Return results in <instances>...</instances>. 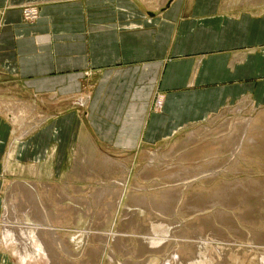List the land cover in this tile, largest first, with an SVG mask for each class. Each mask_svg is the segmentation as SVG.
Segmentation results:
<instances>
[{
	"label": "rangeland",
	"instance_id": "374dc122",
	"mask_svg": "<svg viewBox=\"0 0 264 264\" xmlns=\"http://www.w3.org/2000/svg\"><path fill=\"white\" fill-rule=\"evenodd\" d=\"M45 1L25 4L24 20L36 22ZM30 9L36 20L26 18ZM163 100L157 94L154 110L163 109ZM88 102L86 94L59 103L48 96L40 114L34 102L17 106L0 224L9 264H25L35 233L47 255L29 264H263L264 107L246 100L169 141L124 153L92 137ZM72 106L82 136L64 145L50 134L51 153L59 147L51 175L43 162L25 157V135Z\"/></svg>",
	"mask_w": 264,
	"mask_h": 264
},
{
	"label": "crops",
	"instance_id": "0c3cea01",
	"mask_svg": "<svg viewBox=\"0 0 264 264\" xmlns=\"http://www.w3.org/2000/svg\"><path fill=\"white\" fill-rule=\"evenodd\" d=\"M30 1L0 0V224L18 105L34 102L40 114L44 97L59 103L86 94L88 131L124 153L246 100L264 107V0H46L29 23ZM77 112L72 106L28 131L25 157L52 175L59 147L51 153L50 134L60 144L80 142ZM1 243L0 264H9Z\"/></svg>",
	"mask_w": 264,
	"mask_h": 264
},
{
	"label": "bare ground",
	"instance_id": "6f19581e",
	"mask_svg": "<svg viewBox=\"0 0 264 264\" xmlns=\"http://www.w3.org/2000/svg\"><path fill=\"white\" fill-rule=\"evenodd\" d=\"M18 121V120H17ZM16 121V122H17ZM19 127V126H18ZM12 156V155H11ZM10 159H12L11 157H10ZM10 162V161H9ZM8 167V166H7ZM22 187V186H21ZM26 187V186H25ZM37 188V187H36ZM28 189H29V187H28ZM25 191H27V190H25ZM29 191H31V193L33 192L34 193V191H32V189H29ZM28 192V191H27ZM29 193V192H28ZM28 195V194H27ZM36 196V195H35ZM35 198V197H34ZM95 200V199H94ZM6 207V206H5ZM6 209V208H5ZM42 214V213H41ZM67 217V216H66ZM54 233V232H53ZM11 234V233H10ZM55 235V234H54ZM9 235H7V238H9V237H11V236H9ZM54 238H56L55 236H54ZM32 241H33V247L35 248V250L33 251V254H29V253H27V256H25V257H23L22 258V263H25V264H29L30 263V261L31 262H34V261H36V262H40V261H43V259H44V257L47 255V249L46 248H44V245H43V243H42V241H41V239H40V236H38L36 233L35 234H33V236H32ZM27 252H28V250H27ZM177 257V256H176ZM175 260H178V258L177 259H173V261H175ZM263 264H264V258H263ZM176 262V261H175ZM172 263V262H171ZM168 264V263H167ZM169 264H170V262H169ZM198 264H207V261H204V262H201V263H198Z\"/></svg>",
	"mask_w": 264,
	"mask_h": 264
},
{
	"label": "built area",
	"instance_id": "2783aa9c",
	"mask_svg": "<svg viewBox=\"0 0 264 264\" xmlns=\"http://www.w3.org/2000/svg\"><path fill=\"white\" fill-rule=\"evenodd\" d=\"M25 15L28 20H36L38 18V12L35 9L27 10Z\"/></svg>",
	"mask_w": 264,
	"mask_h": 264
}]
</instances>
